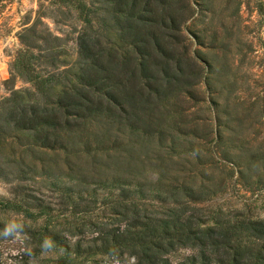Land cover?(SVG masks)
Instances as JSON below:
<instances>
[{"label": "trees", "instance_id": "trees-1", "mask_svg": "<svg viewBox=\"0 0 264 264\" xmlns=\"http://www.w3.org/2000/svg\"><path fill=\"white\" fill-rule=\"evenodd\" d=\"M78 6L85 28L74 60H60L65 47L37 30L38 19L18 34L22 48L9 71L29 87L10 88L0 100V180L14 184L0 213L28 220L35 253H60L59 264L101 256L264 264V218L206 205L232 181L264 190V103L231 104L242 85L234 76L229 97L215 90L228 83L220 79L224 67L192 55L185 34L192 1ZM200 85L213 107L203 138L167 126L177 113L170 103ZM35 183L58 195L60 210L29 192ZM99 190L107 194L95 213ZM85 201L86 219L69 221ZM63 212L69 215L60 222ZM180 252L187 254L171 259Z\"/></svg>", "mask_w": 264, "mask_h": 264}, {"label": "rangeland", "instance_id": "rangeland-1", "mask_svg": "<svg viewBox=\"0 0 264 264\" xmlns=\"http://www.w3.org/2000/svg\"><path fill=\"white\" fill-rule=\"evenodd\" d=\"M191 1L194 17L184 25L185 34L191 39V54L213 64H221L225 69L220 79L228 83L215 84V90L218 93L222 90V98L229 97L231 88L229 81L234 76L242 85L236 89L238 90L236 94H230L231 104L236 101H248V104L258 98L264 103V0ZM68 2L62 5L55 0L0 2V100L9 95L10 88L29 87V84L17 77H11L9 69L22 48L18 34L36 22V19L40 21L37 30L47 29L53 37L59 38L58 43L65 47L66 54H61L60 60L69 62L75 59L78 36L85 27L79 18L80 0ZM204 90V85H200L193 89V95L187 99L180 97L173 100L170 108L177 113L172 115L174 116L172 122L169 125L168 121L167 126L181 129L185 133H195L197 137L203 138L211 129L210 110L213 109L211 104L203 102L207 98ZM80 161L86 167V162L90 160L82 157ZM150 170L155 173L154 169ZM45 185L47 184L40 186L35 183L31 186L32 192H29L36 198L43 195L47 200L54 202L52 207L55 210H60L58 195L44 187ZM13 186L14 184L0 180V200L11 198ZM106 194V190L96 192L93 212L96 213L98 209L104 207L103 198ZM206 205L209 209L220 210L222 213L242 211L262 219L264 190L250 192L232 181V185L226 187ZM82 210H86V201L80 205L81 212L69 217V221L81 220L83 216L86 219ZM61 215L60 222L69 213L63 212ZM29 224L30 222L25 221L20 214L0 213V264H59L60 253H35L33 239L26 233ZM185 254L187 252L177 253L171 259L176 261ZM75 264H135V262L125 256L120 259L101 256L78 260Z\"/></svg>", "mask_w": 264, "mask_h": 264}]
</instances>
